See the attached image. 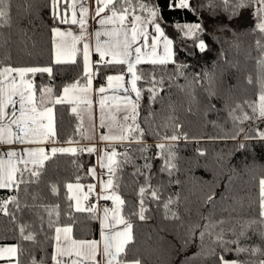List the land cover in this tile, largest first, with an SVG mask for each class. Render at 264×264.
Segmentation results:
<instances>
[{
	"label": "trees",
	"instance_id": "16d2710c",
	"mask_svg": "<svg viewBox=\"0 0 264 264\" xmlns=\"http://www.w3.org/2000/svg\"><path fill=\"white\" fill-rule=\"evenodd\" d=\"M28 2L32 5L30 11L26 8ZM142 2L155 8L165 35L173 41L175 63L137 66L146 77L152 72L156 73L157 80L163 76L164 84L163 91L152 104L147 91L150 84L147 80L138 82L144 89L138 122L145 128L146 135L142 144H121L123 150L117 159L120 167L111 174L116 193L125 201L121 214L133 225L132 242L126 246V255L121 259H139L141 264H218L219 246L207 235L201 241L198 231L191 230L207 222L203 217L212 221L223 219L225 223L220 227L225 229L227 238L237 239L241 225L259 219L264 140L256 137L258 131L264 132V120H246L244 114L253 116L250 105L258 104L259 95L264 91V63H260L264 61V33L256 29L255 3L233 11L226 10L221 0H189L187 9H176L173 0ZM10 3L9 23L0 27V67H50L51 75L38 72L28 76L36 89L37 101L41 88H53L54 96L68 84L77 80L83 83L80 56L75 63L55 64L52 60L51 29L65 24L53 21L50 0H10ZM185 24H199L201 31L196 37L186 35V30H181ZM200 40L206 44L204 51L196 47ZM177 65L187 66L185 75L179 78L174 77ZM123 68L122 65L101 66L98 74L94 70L95 80L101 82L109 74L122 72ZM197 73L202 78L208 73L211 81L203 79L202 84L196 83L193 78ZM210 92L214 94L209 95ZM50 104L54 107L57 142L82 141L84 135L79 118L71 111L70 104ZM150 112L153 115L148 117ZM177 124L181 125L179 129ZM173 134L180 139L164 138ZM233 136L237 138L232 139ZM158 144L168 147L161 150ZM241 144L245 146L241 148ZM126 151L128 162H124ZM200 151L205 155H199ZM169 152L174 153L176 165L171 174L162 170ZM94 162V153L87 151L75 156L57 154L45 163L38 183L20 186L19 210L15 204L8 206L15 222L11 216L0 212V244L18 245L20 264H32L33 257L43 264H53L56 226H71L74 238H97L96 214L70 209L65 187L67 183L77 182V177L79 182H92L93 176L87 170ZM51 185L58 187V195L51 193ZM149 185L157 190L160 199L153 200L150 191L145 193L146 219L141 220L139 189L142 186L148 189ZM14 194L7 189L0 190L3 199ZM209 195L214 196L211 203H207ZM34 196L37 197L35 201ZM169 199L173 203L169 218H166L164 203ZM34 204L53 208L59 205L58 217L55 210L52 215L57 223L50 228L47 213L42 207H33ZM172 212L179 218L172 219ZM20 225L26 226L25 234L35 235V241L22 238ZM253 227L255 234L249 231L247 238H240V245L264 248V239L259 235L264 226L256 224ZM213 248L215 256L211 254ZM225 258L247 261L261 257L226 253Z\"/></svg>",
	"mask_w": 264,
	"mask_h": 264
},
{
	"label": "snow or ice",
	"instance_id": "6c2138e0",
	"mask_svg": "<svg viewBox=\"0 0 264 264\" xmlns=\"http://www.w3.org/2000/svg\"><path fill=\"white\" fill-rule=\"evenodd\" d=\"M225 9H233L235 11L239 8L250 7L253 3L257 4L258 8V23L256 29L260 33H264V0H221ZM63 4V7L61 5ZM173 5L176 9H187L190 7L189 0H173ZM77 6H79V14L77 15ZM31 3L26 4L27 10H31ZM51 16L54 22L60 24L79 25V35H74L71 31H62L59 27H52V43L55 64L60 63H75L76 56L82 51L83 57V76L81 79L86 81V84L81 86L80 80L63 87L62 94L55 97L54 101L51 99L53 95V88L45 87L40 89V99L37 101L36 89L31 79H28L29 74L48 73L51 75L52 69L50 67H12L6 66L0 68V145H8L9 148L3 154H0V190L7 189L16 194L9 195L6 199L0 198V212L5 216H11L15 222V216L8 211L10 204H15L17 210L20 208L18 193L21 185H30L38 183L43 173L45 163L55 157L57 154L75 156L78 152L87 151L93 153L96 151L95 147H88L87 149L77 147H51L50 149L42 146L48 144L50 141L55 144L57 136L54 123L53 107L48 106L53 104H79L90 105L91 99L89 96L92 91L93 70L99 73L101 66L110 67L113 65L126 66L129 79L125 80V74L107 75L106 86H101L95 91L100 94V109H101V124L100 127H106L104 123V107L105 98L103 94L111 89L114 92L122 90L123 95L120 98V104L117 111L123 113V124L119 125V134L113 132L111 126L108 134L100 136L101 141L112 144V150H103L108 160V171L113 173L120 167V161L115 159L118 153L115 149V143L124 144L133 142L142 144L146 135L145 128L138 122V115L140 109V101L144 89L138 86L141 80H147L150 87L147 89L149 93V102L154 104L159 92L163 91L164 77L161 76L159 80L156 79V73L152 72L150 77H146L144 72L138 70V65L142 63L151 64L153 66H166L169 63H175L173 60L172 44L158 22L159 18L154 7H150L149 3L142 2V0H94V8L85 5V0H50ZM10 0H0V27L5 26L10 20ZM71 12V17H69ZM139 13V14H138ZM89 18L98 19L101 26L113 25L109 30L103 33L95 32L96 44L95 53L99 60L93 64L91 61L92 46L87 39V21ZM180 27V25H177ZM151 28V31L149 30ZM186 30V35L196 37L197 33L201 31L199 24L189 25L185 24L181 28ZM107 36L108 39L101 42V36ZM71 37V42L67 39ZM59 38V39H57ZM198 38V37H197ZM82 42V49L77 45ZM259 45V41H257ZM163 47V52L159 51ZM201 51L206 50V44L200 40L196 45ZM260 63H264L261 61ZM186 65H177L174 73L175 78L184 76V69ZM196 83L202 84L203 79L211 81L208 73H197L194 76ZM251 83V80H249ZM264 87V85H262ZM79 93V95H77ZM134 99L132 98V94ZM214 93H209L213 95ZM48 98L47 102L45 98ZM116 97H113L115 99ZM17 105L19 109L17 110ZM253 116L244 114V119L251 120L253 118L264 120V91L259 95V103L250 105ZM237 108H240L237 105ZM10 109V111H9ZM73 113H79L77 107H72ZM236 109H233L235 112ZM18 113V114H17ZM153 113H149L151 117ZM148 119L147 117L145 118ZM47 121V123H45ZM181 125L177 124L179 129ZM15 128V130H13ZM79 130V126H78ZM243 131V129H241ZM239 133L237 134V136ZM237 136L231 137L236 139ZM166 140L177 141L180 136L173 134L164 137ZM264 140V132H259L257 137ZM184 139H188L184 135ZM249 139V137H245ZM73 141L69 139L67 143L71 144ZM15 145H25L18 152ZM34 145V146H33ZM245 145L241 144L243 148ZM157 147L164 150L168 147L165 144H158ZM145 150L147 145L144 146ZM125 157L124 162H128L127 151L123 153ZM203 156V151L199 152ZM6 157V159H5ZM104 157H101V168L104 167ZM175 159L174 153L169 152L165 159L164 168L168 170L169 174L176 167L173 162ZM75 163V161H74ZM31 165V167H29ZM88 174L95 177V168H88ZM67 183L65 185L68 193L69 207L73 208L72 201H75L74 211L95 213L97 211L95 205H81L82 200H88L89 196L83 191L84 187L79 183ZM96 185H87V193L95 192ZM50 191L53 195H58L59 189L56 185L50 186ZM147 191H150L153 200H159L160 196L155 189L140 187V201H139V218L146 219L144 213L146 208L144 206V196ZM97 195L104 199L112 201L115 206L113 209L104 208V219L101 223V240H75L72 239L70 233L71 226H56L55 240L56 246L53 248L52 261L53 264H141L139 259L134 261H126L121 259L126 255V246L132 242V223L125 219L121 212L125 201L116 193L115 186L112 180L105 183L101 180L100 192ZM37 197H33L35 201ZM214 199L213 195L207 197V203H211ZM173 203L171 199L164 203L165 217H168L170 205ZM27 206V205H25ZM33 207H42L48 215V223L51 228L54 223L52 215L56 211L57 217L59 215V205L53 207L48 205H33ZM111 211V220H108V213ZM42 218V217H41ZM172 219L179 217L175 212L171 213ZM202 219L207 222L204 224H197L191 231L196 233L198 231L200 240L203 241L207 235L211 238L214 245L219 246L221 254L217 257L218 264H264V248L253 246L251 248L242 247L240 245V238H247L248 232L252 231L255 234L254 225L259 224L264 226V178L259 180V219L246 221L241 225V231L237 239H228L225 229L220 227L225 223L223 219L212 221L207 217ZM122 226V227H121ZM220 227L217 232L216 229ZM19 231L24 240L35 241L36 237L33 233L26 232V226L20 225ZM231 231L235 233V228ZM61 233L64 234L63 242H61ZM264 239V231L259 233ZM102 244V247H101ZM235 245V247H233ZM235 253L237 256L241 253H248L250 257L259 255L258 260L250 259L241 261L239 259L227 260L225 254ZM20 249L18 245L0 246V260H6L7 264H20L19 262ZM213 256L216 255V249H212ZM99 257V258H98ZM32 264H43V261H37L34 257Z\"/></svg>",
	"mask_w": 264,
	"mask_h": 264
},
{
	"label": "crops",
	"instance_id": "0c3cea01",
	"mask_svg": "<svg viewBox=\"0 0 264 264\" xmlns=\"http://www.w3.org/2000/svg\"><path fill=\"white\" fill-rule=\"evenodd\" d=\"M85 5L91 8H94V0H85ZM61 7H63V4L61 5ZM254 10L256 12V14L258 13V8H257V4L255 3V7ZM77 15L79 14V6H77ZM69 17H71V12H69ZM98 19H92L89 18L87 21V39L89 40V42L91 43L92 46V54H91V61L93 62V64H95L96 61L99 60L98 55L95 53V44H96V36H95V32L100 31V32H104L105 30H109L112 27H114L113 25L109 24V25H104L101 26L98 23ZM259 22V21H258ZM56 27H59L62 31H71L73 32L74 35H79L80 33V28L79 25H71V24H65V25H58ZM149 30L151 31V28H149ZM59 39V38H57ZM69 40V42H71V37L67 38ZM108 37L107 36H101L100 40L101 42L107 40ZM78 48L82 49V42L79 43L77 45ZM159 51L163 52V47L161 45ZM77 56H80L81 61H82V67H83V57H82V51L79 52L77 54ZM76 56V58H77ZM52 60H54V53H53V44H52ZM6 66H1L0 68H3ZM18 67H22V66H18ZM29 67V66H28ZM33 67V66H31ZM124 73L125 74V80L129 79V75L127 74V70H126V66H124L123 71L122 72H118V73H112L109 75H115V74H121ZM107 77V76H106ZM84 84H86V81H84L83 83H81V86H83ZM106 86V78L101 81V82H96L95 80V72L93 70V83H92V91H90L89 96L91 99V104L90 105H84L83 103H79V104H70V107L72 109V107H77V111L79 113V123H80V127L82 129L83 135H84V139L82 141H78V142H72L71 144L67 143V142H56L55 144H53L51 141L46 144V145H42L48 149H50L51 147L55 146V147H77V148H82V149H87L88 147H95L96 151L93 152L95 155V162L92 165L91 168H95L96 170V175L95 177H93V181L90 182V184L96 185V191L95 193L93 192L92 196H89L88 200H82L81 201V205H95L97 211L95 212L96 216H97V220H98V236L96 239H86L84 237H79V238H74L72 235V231L70 233V236L72 239L75 240H96V241H100L101 240V223L100 221L102 219H104V213H103V209L104 208H109V209H113L115 206L113 205L112 201L110 200H104L102 198H100L97 193L100 192V183L101 180H103L105 183H107L108 180L111 179V174L108 171V160H107V156L104 154L105 149H107L109 152L112 150L113 145L109 144V142L106 141H101L100 136L102 134H108L109 132V127L111 126L112 129L117 128L119 129V125L123 124V113L117 111V108L120 104V98L123 95L122 90L120 92H114L111 89H108L104 94V98H105V107H104V123L105 125H108L106 127H100L101 124V109H100V104H99V100H100V94L97 93L95 90L100 88L101 86ZM62 94V89L56 93V95L52 96L51 99L54 101L55 97L58 95ZM79 95V93L77 94ZM134 93L132 94V98L134 99ZM113 97H116L115 99H113ZM45 100H48V98L46 97ZM67 103V102H66ZM48 106L53 107L52 104H49ZM17 110L19 109V105L16 106ZM10 111V109H9ZM53 112H54V107H53ZM18 114V113H17ZM77 114V113H76ZM45 123H47V121H45ZM15 130V128L13 129ZM114 133L119 134V132H115V130H113ZM127 143V142H125ZM124 143V144H125ZM116 145H121L120 143H115L114 146ZM34 146V145H33ZM25 147V145H15L16 150L19 152L21 148ZM9 146L8 145H0V154H3L4 152H6L8 150ZM119 155V152H117ZM104 157L103 159V163H104V167L101 168L100 164H101V157ZM6 159V157H5ZM118 159V156L115 158ZM74 185L76 183H73ZM87 185L88 184H84L83 186L84 189L83 191L88 195L87 193ZM110 203H112V205H110ZM74 204L75 201H72V205L74 208ZM111 211H109L108 213V220L105 221V224H107L110 220H111ZM67 226V225H65ZM63 227V226H60ZM122 227V226H121ZM132 232V230H131ZM64 239V234L61 233V242H63ZM56 240H55V231H54V244H53V248L56 246ZM8 245H13V244H0V246H8ZM102 247V244H101ZM52 253H53V249H52ZM99 258V257H98ZM229 260V259H227ZM129 261H133V260H129ZM0 264H7L6 260H0ZM13 264H15V261H13Z\"/></svg>",
	"mask_w": 264,
	"mask_h": 264
},
{
	"label": "built area",
	"instance_id": "2783aa9c",
	"mask_svg": "<svg viewBox=\"0 0 264 264\" xmlns=\"http://www.w3.org/2000/svg\"><path fill=\"white\" fill-rule=\"evenodd\" d=\"M115 149L117 152H121L123 150L122 145H116ZM93 193H88V196H92ZM110 205H112V203H110Z\"/></svg>",
	"mask_w": 264,
	"mask_h": 264
},
{
	"label": "rangeland",
	"instance_id": "374dc122",
	"mask_svg": "<svg viewBox=\"0 0 264 264\" xmlns=\"http://www.w3.org/2000/svg\"><path fill=\"white\" fill-rule=\"evenodd\" d=\"M113 130H115V132H119V129H117V128H114ZM75 183H77V182H75ZM81 185H84V184H90V182H86V183H82V182H79ZM96 191V190H95ZM95 193V192H94Z\"/></svg>",
	"mask_w": 264,
	"mask_h": 264
}]
</instances>
